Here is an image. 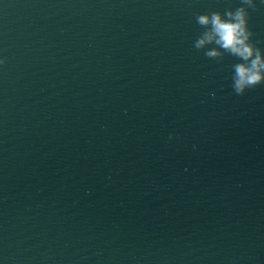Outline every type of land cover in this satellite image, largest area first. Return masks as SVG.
I'll use <instances>...</instances> for the list:
<instances>
[{"label":"water","instance_id":"water-1","mask_svg":"<svg viewBox=\"0 0 264 264\" xmlns=\"http://www.w3.org/2000/svg\"><path fill=\"white\" fill-rule=\"evenodd\" d=\"M240 6L0 0V264H264V84L194 47Z\"/></svg>","mask_w":264,"mask_h":264},{"label":"clouds","instance_id":"clouds-1","mask_svg":"<svg viewBox=\"0 0 264 264\" xmlns=\"http://www.w3.org/2000/svg\"><path fill=\"white\" fill-rule=\"evenodd\" d=\"M256 7L255 0H241V6L235 10L196 16L197 23L205 29L194 43L197 50L215 44L217 48L205 51L207 57L218 59L227 53L242 61L233 65L232 87L237 95L264 84V51L252 42L253 33L248 26V9ZM6 64V57L0 55V67Z\"/></svg>","mask_w":264,"mask_h":264}]
</instances>
